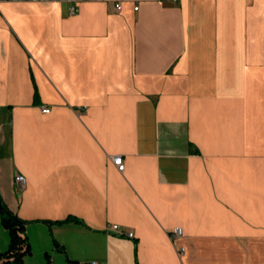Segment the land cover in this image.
<instances>
[{
	"label": "crops",
	"instance_id": "1",
	"mask_svg": "<svg viewBox=\"0 0 264 264\" xmlns=\"http://www.w3.org/2000/svg\"><path fill=\"white\" fill-rule=\"evenodd\" d=\"M0 196L23 264H264V0L0 2Z\"/></svg>",
	"mask_w": 264,
	"mask_h": 264
},
{
	"label": "trees",
	"instance_id": "2",
	"mask_svg": "<svg viewBox=\"0 0 264 264\" xmlns=\"http://www.w3.org/2000/svg\"><path fill=\"white\" fill-rule=\"evenodd\" d=\"M4 205L7 207L5 202ZM10 212L11 215L1 214V221L8 229L10 242L7 250H0V264H23L25 256L31 252L30 245L24 236L26 222L19 218L13 211L10 210ZM70 263L72 264V262ZM47 264H52L49 256Z\"/></svg>",
	"mask_w": 264,
	"mask_h": 264
},
{
	"label": "built area",
	"instance_id": "3",
	"mask_svg": "<svg viewBox=\"0 0 264 264\" xmlns=\"http://www.w3.org/2000/svg\"><path fill=\"white\" fill-rule=\"evenodd\" d=\"M2 1H39V2H51V1H59V2H66L69 5V13L71 14H75L76 12H78V3L82 0H0V2ZM176 1V0H174ZM116 8L117 9H121L122 8V3L121 2H116ZM138 5L135 6V9H138ZM42 109L44 112H48L50 111V107L48 105H43ZM113 161L114 163L118 166V168L123 171L125 168V162L123 159L122 155H115L113 156ZM16 181L24 184L26 183V177L23 174H17L16 175ZM111 228L113 230H117L119 231L121 229V226L119 224H113L111 226ZM182 234V229L180 227H175L172 231H171V236L173 238L179 236ZM129 236H133L134 233L133 232H128ZM183 249V247H182ZM92 264H99L97 261H93Z\"/></svg>",
	"mask_w": 264,
	"mask_h": 264
},
{
	"label": "water",
	"instance_id": "4",
	"mask_svg": "<svg viewBox=\"0 0 264 264\" xmlns=\"http://www.w3.org/2000/svg\"><path fill=\"white\" fill-rule=\"evenodd\" d=\"M0 213L1 214H7V215H11L10 210L4 205V202L0 196Z\"/></svg>",
	"mask_w": 264,
	"mask_h": 264
},
{
	"label": "rangeland",
	"instance_id": "5",
	"mask_svg": "<svg viewBox=\"0 0 264 264\" xmlns=\"http://www.w3.org/2000/svg\"><path fill=\"white\" fill-rule=\"evenodd\" d=\"M254 85H255V82H253V81H249V82H248V87H249L250 89H254ZM0 220H1V213H0Z\"/></svg>",
	"mask_w": 264,
	"mask_h": 264
}]
</instances>
